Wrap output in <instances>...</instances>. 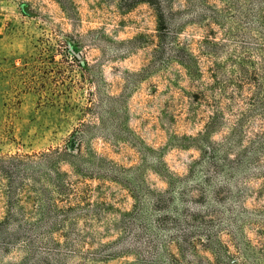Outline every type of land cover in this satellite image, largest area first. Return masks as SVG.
Segmentation results:
<instances>
[{
  "label": "rangeland",
  "instance_id": "374dc122",
  "mask_svg": "<svg viewBox=\"0 0 264 264\" xmlns=\"http://www.w3.org/2000/svg\"><path fill=\"white\" fill-rule=\"evenodd\" d=\"M0 264H264V0H0Z\"/></svg>",
  "mask_w": 264,
  "mask_h": 264
}]
</instances>
